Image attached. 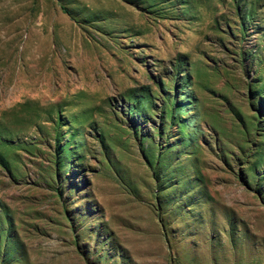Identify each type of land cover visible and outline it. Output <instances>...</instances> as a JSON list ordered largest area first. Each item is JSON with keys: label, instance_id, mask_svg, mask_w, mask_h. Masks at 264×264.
Instances as JSON below:
<instances>
[{"label": "rangeland", "instance_id": "rangeland-1", "mask_svg": "<svg viewBox=\"0 0 264 264\" xmlns=\"http://www.w3.org/2000/svg\"><path fill=\"white\" fill-rule=\"evenodd\" d=\"M0 264H264V0H0Z\"/></svg>", "mask_w": 264, "mask_h": 264}, {"label": "trees", "instance_id": "trees-1", "mask_svg": "<svg viewBox=\"0 0 264 264\" xmlns=\"http://www.w3.org/2000/svg\"><path fill=\"white\" fill-rule=\"evenodd\" d=\"M62 9L64 10V12H66L67 14H70L69 10L66 9L65 7H62Z\"/></svg>", "mask_w": 264, "mask_h": 264}]
</instances>
